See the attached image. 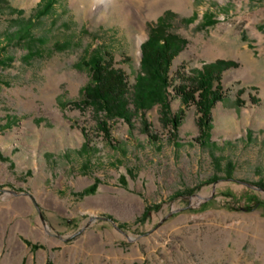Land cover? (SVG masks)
<instances>
[{
  "label": "rangeland",
  "instance_id": "obj_1",
  "mask_svg": "<svg viewBox=\"0 0 264 264\" xmlns=\"http://www.w3.org/2000/svg\"><path fill=\"white\" fill-rule=\"evenodd\" d=\"M181 1L0 0V264H264V0ZM160 18L186 40L173 86L179 69L238 64L208 136L193 105L175 136L158 106L107 136L72 106L83 63L108 53L132 87Z\"/></svg>",
  "mask_w": 264,
  "mask_h": 264
},
{
  "label": "trees",
  "instance_id": "obj_2",
  "mask_svg": "<svg viewBox=\"0 0 264 264\" xmlns=\"http://www.w3.org/2000/svg\"><path fill=\"white\" fill-rule=\"evenodd\" d=\"M48 7V6H47ZM212 20L208 21V24ZM186 40L167 32L166 25L160 18L150 30L148 38L141 44L140 73L135 84L130 87L125 75L113 67L110 54L93 55L83 63L90 73V80L82 90V97L72 106L78 110L90 109L99 126V131L109 135L108 122L130 120L137 113L159 108L160 122L169 128L175 136L184 111L193 105L198 114L196 125L199 136L207 137L211 124V110L222 99V72L237 68L233 61L216 60L205 64L196 73L181 74L176 72L179 84L173 86L169 71L173 59L182 51ZM173 87L175 97L180 101V108L172 113L168 89ZM238 91L235 103L240 106ZM250 99L256 103L253 97Z\"/></svg>",
  "mask_w": 264,
  "mask_h": 264
},
{
  "label": "bare ground",
  "instance_id": "obj_3",
  "mask_svg": "<svg viewBox=\"0 0 264 264\" xmlns=\"http://www.w3.org/2000/svg\"><path fill=\"white\" fill-rule=\"evenodd\" d=\"M98 1H100V0H92V3H91V7L93 8V7H95V5L97 4V2ZM104 1V2H103ZM115 0H102V3L99 5V6H97L96 7V11H100L101 9H103V8H108V6H109V4H111L112 2H114ZM158 3H159V6L160 7H164V6H166V5H170V4H172V5H175L176 7H178V8H180V6H181V4H182V1L181 0H158ZM149 8V6H147L146 8H145V11L147 10ZM95 11V9L92 11V12H94ZM132 9H131V7L129 6H127V7H125V9H124V13L128 16V17H130L131 16V14H132ZM136 13V12H135ZM137 13H140V10L139 9H137ZM129 14V15H128Z\"/></svg>",
  "mask_w": 264,
  "mask_h": 264
},
{
  "label": "water",
  "instance_id": "obj_4",
  "mask_svg": "<svg viewBox=\"0 0 264 264\" xmlns=\"http://www.w3.org/2000/svg\"><path fill=\"white\" fill-rule=\"evenodd\" d=\"M142 44V43H141Z\"/></svg>",
  "mask_w": 264,
  "mask_h": 264
}]
</instances>
